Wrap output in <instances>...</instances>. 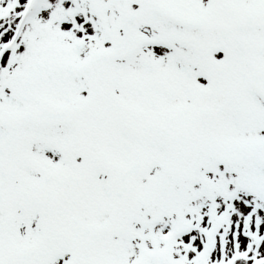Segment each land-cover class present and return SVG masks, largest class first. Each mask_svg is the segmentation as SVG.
<instances>
[{
    "label": "snow or ice",
    "instance_id": "1",
    "mask_svg": "<svg viewBox=\"0 0 264 264\" xmlns=\"http://www.w3.org/2000/svg\"><path fill=\"white\" fill-rule=\"evenodd\" d=\"M0 264H264V0H0Z\"/></svg>",
    "mask_w": 264,
    "mask_h": 264
}]
</instances>
